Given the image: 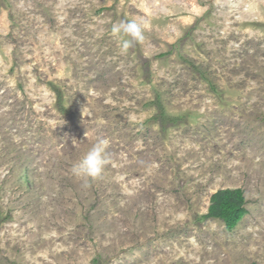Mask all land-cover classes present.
I'll return each mask as SVG.
<instances>
[{
  "label": "rangeland",
  "instance_id": "obj_1",
  "mask_svg": "<svg viewBox=\"0 0 264 264\" xmlns=\"http://www.w3.org/2000/svg\"><path fill=\"white\" fill-rule=\"evenodd\" d=\"M228 188L232 232L204 218ZM0 264H264V0H0Z\"/></svg>",
  "mask_w": 264,
  "mask_h": 264
},
{
  "label": "clouds",
  "instance_id": "obj_2",
  "mask_svg": "<svg viewBox=\"0 0 264 264\" xmlns=\"http://www.w3.org/2000/svg\"><path fill=\"white\" fill-rule=\"evenodd\" d=\"M145 28L146 24L142 20L134 18L121 19L111 24L110 32L118 42V50L121 55L127 54L137 43L144 40ZM109 144V139L97 137L91 148L73 163L71 173L84 181L100 176L109 163L107 152Z\"/></svg>",
  "mask_w": 264,
  "mask_h": 264
},
{
  "label": "trees",
  "instance_id": "obj_3",
  "mask_svg": "<svg viewBox=\"0 0 264 264\" xmlns=\"http://www.w3.org/2000/svg\"><path fill=\"white\" fill-rule=\"evenodd\" d=\"M170 53L165 54L164 56ZM53 91L57 95L58 110L66 113L67 109L63 104V94L60 89L53 86ZM158 94L153 105H156L160 110L159 117L167 120L169 119L164 105L162 104L161 97ZM249 213L247 209V199L245 192L241 188H228L217 191L211 197V204L208 214L204 216L205 219L221 220L229 232L234 231L245 216Z\"/></svg>",
  "mask_w": 264,
  "mask_h": 264
}]
</instances>
